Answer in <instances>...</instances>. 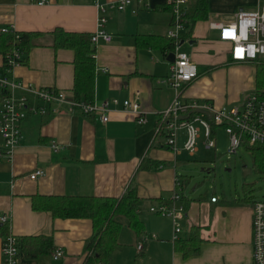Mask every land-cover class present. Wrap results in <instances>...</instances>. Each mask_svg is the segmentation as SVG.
Segmentation results:
<instances>
[{
	"label": "crops",
	"instance_id": "0c3cea01",
	"mask_svg": "<svg viewBox=\"0 0 264 264\" xmlns=\"http://www.w3.org/2000/svg\"><path fill=\"white\" fill-rule=\"evenodd\" d=\"M37 1L0 0V28L12 25L19 33H36L30 36V45L13 74L34 86L61 89L71 98L74 54L71 49L53 48L52 31L62 28L92 34L98 29L95 1L114 0H46L42 5ZM256 4L257 0H208L207 19L193 22L181 44L198 71V76L182 89L183 99L209 101L216 107L234 104L225 102L236 100L235 92L225 97L215 89L224 72L220 66L228 64L230 58L229 44L218 40L217 29L211 24L228 22L238 10L252 9ZM170 25L171 14L164 0H149L148 8L132 4L122 11L110 10L102 29L112 34V40L106 43L99 39L95 45L93 98L96 103L110 101L106 122L100 115L83 114L68 103L57 114H28L22 120V139L10 158L0 157V216H9L6 225L0 222V264H5L1 241L6 232L18 238L52 239L53 248L37 257L24 255L23 249L19 264L84 262L85 244L93 233L91 220L53 217L47 210H35L33 196L118 197L129 189L138 198L136 214L143 226V246L141 250L136 248L141 239L126 217L119 216L118 245L110 264H252L251 201L216 193L189 195L181 182L177 185L178 157L184 152L194 156L198 146L193 154L183 149L185 129L176 134L175 145L180 151L176 153L168 146L167 132L157 112L173 97V90L161 81L169 74L170 62L158 47L137 44L138 34L143 35L142 40L165 36ZM184 43L187 50L182 48ZM2 59L0 48V66ZM234 64L242 69L251 63ZM19 95L21 92H16ZM126 99L138 100L146 112L143 124L136 123L133 114L123 109ZM198 127V140L203 136L205 141L203 128ZM52 141L62 148L53 151ZM36 168L43 169L44 174L32 180L29 174ZM175 189L184 194L180 193L177 204L184 206L186 215L173 240L171 217L151 213L148 208L168 201ZM212 196H217L216 201L210 200ZM193 227L198 228L200 242L186 256L177 246L189 237ZM25 245L32 249L35 239H25ZM55 249L61 250L57 259L53 258Z\"/></svg>",
	"mask_w": 264,
	"mask_h": 264
},
{
	"label": "built area",
	"instance_id": "2783aa9c",
	"mask_svg": "<svg viewBox=\"0 0 264 264\" xmlns=\"http://www.w3.org/2000/svg\"><path fill=\"white\" fill-rule=\"evenodd\" d=\"M46 0H38L42 5ZM171 14V25L166 32V37L174 42L170 51L174 54L173 62H170L169 74L161 81L173 90V97L167 107L157 112L161 123L167 132V144L178 153L176 147V134L179 129H185L186 138L183 149L193 154L197 149L199 126L204 130V147H215L212 137V125L223 126L228 134L229 145L227 152L235 153L239 146L247 144L264 145V98L251 90L237 103L229 106L216 107L209 101L198 99H183L181 91L184 86L198 76L197 66L190 55L181 49L182 37L191 30V20L187 15L188 7L192 0H164ZM141 4L149 7V0H114L108 3L95 1L98 9L97 30L91 35V40L96 45L99 39L108 43L112 40V34L102 29L107 21L110 10H124L126 7ZM217 29L218 40L229 44V58L235 63H253L258 58L264 57V0H257L252 9L238 10L233 19L225 23H212ZM8 31L15 33V41L11 50L2 59L0 66V157L10 158L13 149L22 139L20 124L28 114L54 115L61 111V106L68 103L72 108L79 109L83 114H97L103 122L108 120L110 101L100 103L95 101L76 102L68 98L65 91L54 87H38L31 83L23 82L13 74V68L19 65L23 58V49L20 46V33L14 26L0 28V35ZM21 95L16 96V92ZM116 104L117 100L112 99ZM123 109L133 114L135 122L143 124L146 121V112L142 110L138 100L126 99L122 102ZM195 110H203L210 113L207 117L204 113ZM191 112V113H189ZM187 115L182 119L181 116ZM50 147L58 151L62 145L52 141ZM44 174V170L36 168L29 174L34 180ZM179 182L177 181V185ZM181 196L178 189L173 190L168 201L159 202L149 206L151 213L170 216L173 221V240L181 231V221L185 218L186 211L182 204H177ZM217 196L210 200L216 201ZM9 216H0V222L6 224ZM142 239L137 242L136 248L142 249ZM1 251L5 258V264H19V240L18 237L8 233L2 238ZM61 255L60 249L54 250L53 258ZM100 264V263H98ZM252 264H264V200H254L252 203Z\"/></svg>",
	"mask_w": 264,
	"mask_h": 264
},
{
	"label": "trees",
	"instance_id": "16d2710c",
	"mask_svg": "<svg viewBox=\"0 0 264 264\" xmlns=\"http://www.w3.org/2000/svg\"><path fill=\"white\" fill-rule=\"evenodd\" d=\"M187 15L191 22L205 20L208 17V0H192ZM189 30L182 37H188ZM36 33L21 32L19 44L24 49L30 45L29 38ZM55 49L67 48L73 51V86L72 96L76 102H90L94 98L95 85V45L89 32L65 31L55 28L52 31ZM147 36V35H145ZM143 35H137V44L158 47L167 56L173 49L174 42L165 36L149 37L145 40ZM15 41V33L8 31L0 35V48L2 57L11 50ZM254 66V88L260 97L264 98V57L258 58ZM255 156L258 162L264 163L263 144H244ZM137 195L133 189H129L118 197H97L94 195H35L32 198V208L35 210H47L53 217L60 218H87L93 226V233L85 244L86 256L83 264H110L111 254L118 245V234L121 221L118 215H124L128 225L134 229L141 239L143 226L136 214ZM245 200H249L247 197ZM6 225V224H3ZM6 232L5 235H7ZM4 235V236H5ZM3 236V237H4ZM25 239H35V246L28 249ZM19 253L34 258L42 253H47L53 248L52 239L47 236H35L32 238H18ZM200 238L198 228L193 227L189 237L183 242H178L177 248L183 255H189L198 248Z\"/></svg>",
	"mask_w": 264,
	"mask_h": 264
},
{
	"label": "rangeland",
	"instance_id": "374dc122",
	"mask_svg": "<svg viewBox=\"0 0 264 264\" xmlns=\"http://www.w3.org/2000/svg\"><path fill=\"white\" fill-rule=\"evenodd\" d=\"M182 48L187 50L185 43ZM253 63L244 64L242 69L232 61L220 66L225 73L221 72L215 89L225 97L228 92L238 95L236 100H226L225 103L238 102L251 92L249 82H252ZM208 76L214 81V76ZM212 137L216 143L215 147L206 149L202 136L197 140L199 151L194 156H188L184 152L178 157L177 177L178 182L184 186V193L201 197L212 193L237 199L247 197L251 203L254 200H264V163L258 162L245 145L239 146L235 153H228L229 138L223 126L212 125ZM194 186L195 190H192ZM180 193L184 195L182 190ZM119 216L121 215L117 218Z\"/></svg>",
	"mask_w": 264,
	"mask_h": 264
},
{
	"label": "water",
	"instance_id": "95a60500",
	"mask_svg": "<svg viewBox=\"0 0 264 264\" xmlns=\"http://www.w3.org/2000/svg\"><path fill=\"white\" fill-rule=\"evenodd\" d=\"M183 43V40L180 41V45ZM166 60L169 61V62H173L174 60V54L172 52L168 53V55L166 56ZM196 112L198 113H204L205 115H207V117H210V113L209 112H206V111H203V110H195ZM191 113V112H189ZM187 115H183L181 116L182 119L186 118Z\"/></svg>",
	"mask_w": 264,
	"mask_h": 264
}]
</instances>
